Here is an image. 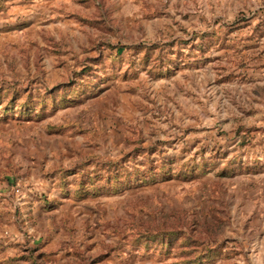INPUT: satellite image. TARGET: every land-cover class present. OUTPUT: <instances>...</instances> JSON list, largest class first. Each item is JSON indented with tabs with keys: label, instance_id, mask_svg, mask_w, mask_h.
I'll return each instance as SVG.
<instances>
[{
	"label": "rangeland",
	"instance_id": "374dc122",
	"mask_svg": "<svg viewBox=\"0 0 264 264\" xmlns=\"http://www.w3.org/2000/svg\"><path fill=\"white\" fill-rule=\"evenodd\" d=\"M0 241L264 264V0H0Z\"/></svg>",
	"mask_w": 264,
	"mask_h": 264
},
{
	"label": "crops",
	"instance_id": "0c3cea01",
	"mask_svg": "<svg viewBox=\"0 0 264 264\" xmlns=\"http://www.w3.org/2000/svg\"><path fill=\"white\" fill-rule=\"evenodd\" d=\"M5 242V241H4ZM0 241V264H14L13 261H15V258H10V256H6V253L8 252V250L5 249L4 246H6V244ZM13 257V256H11Z\"/></svg>",
	"mask_w": 264,
	"mask_h": 264
}]
</instances>
